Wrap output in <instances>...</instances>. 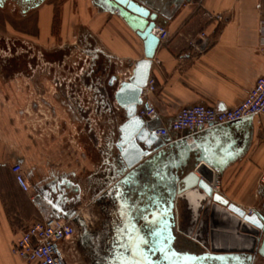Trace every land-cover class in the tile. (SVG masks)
<instances>
[{"label": "crops", "instance_id": "0c3cea01", "mask_svg": "<svg viewBox=\"0 0 264 264\" xmlns=\"http://www.w3.org/2000/svg\"><path fill=\"white\" fill-rule=\"evenodd\" d=\"M55 1L37 8L35 20L40 44L66 48L58 58L61 65L74 49L88 62L87 78L98 63L107 77H123L129 64L142 58L141 41L116 14L103 8V0ZM56 8L60 12L54 23ZM172 11L170 19L158 26L165 28L169 37L160 41L155 51L149 77L155 90L145 93L144 100L154 110L145 120L157 130L168 127L185 107L234 108L256 79L264 76L260 52L264 0H183L178 8L170 0L165 12ZM206 14L221 15L222 21L208 20ZM54 26L58 28L55 32ZM201 32L210 44L203 52H195L190 42H198ZM65 93L47 101L44 108L50 122L45 131L18 126L8 111H0V264H29L12 253V246L21 231L34 222L50 218L75 222L73 215L86 225L91 218L103 222L118 199L124 203L117 194L111 195L112 184L118 179L117 167L105 144V130L95 125L101 119L98 99L86 98L89 123H94L85 126L74 116L77 107H86L85 100ZM76 101L79 106L73 109ZM244 129L251 135L237 159L224 166L215 190L246 211L264 214V117L252 118L251 127ZM205 132L189 138L185 132H169L165 139L190 142ZM92 137L97 139L96 145ZM14 164L23 168L29 187L26 192L14 181L10 170ZM256 264H264V260Z\"/></svg>", "mask_w": 264, "mask_h": 264}, {"label": "water", "instance_id": "95a60500", "mask_svg": "<svg viewBox=\"0 0 264 264\" xmlns=\"http://www.w3.org/2000/svg\"><path fill=\"white\" fill-rule=\"evenodd\" d=\"M169 1L103 0V8L116 14L142 43V58L129 64L125 76L114 75L110 81V97L122 116L115 143L121 170L114 186L122 206L138 214L146 211L149 223L155 208L170 210V264H256L264 260V214L248 213L214 189L224 166L245 147L251 132L244 126L251 127L252 117L209 129L190 142H170L157 137L156 127L138 115L139 109H149L144 89L160 44L156 29L176 10L165 12ZM173 1L178 8L183 0ZM137 226L134 223L140 240L136 245L144 256V247L151 251V240Z\"/></svg>", "mask_w": 264, "mask_h": 264}, {"label": "rangeland", "instance_id": "374dc122", "mask_svg": "<svg viewBox=\"0 0 264 264\" xmlns=\"http://www.w3.org/2000/svg\"><path fill=\"white\" fill-rule=\"evenodd\" d=\"M51 1L57 3L55 0ZM36 12L37 9L23 15L10 2L0 7V111H8L10 119L16 121L18 126L45 131L43 128L50 122V116L44 107L50 97H64L68 91L71 97H79L83 101L91 97L93 92L90 93L86 87L88 79L85 69L88 62L80 53L76 55L73 49L66 63L61 65L58 58H61L60 54L66 48H50L39 43ZM59 12L56 8L54 23H57ZM57 29L54 26L53 32ZM44 56L47 57L46 60ZM18 61L22 66L16 63ZM110 92L109 90V94ZM31 102L38 106L36 113L29 112ZM74 149H77L75 145ZM73 248H80L74 240L64 244L62 254L66 255L69 264H79L81 259H78L77 254L74 255ZM85 252L86 249L81 248L79 256L82 257Z\"/></svg>", "mask_w": 264, "mask_h": 264}, {"label": "flooded vegetation", "instance_id": "af4514ba", "mask_svg": "<svg viewBox=\"0 0 264 264\" xmlns=\"http://www.w3.org/2000/svg\"><path fill=\"white\" fill-rule=\"evenodd\" d=\"M1 1L2 7L8 2L13 3L24 15L27 12L36 10L48 0ZM45 58L47 57L44 56V60H46ZM16 63L22 66L19 61ZM11 68H13V66ZM89 74L87 79L90 84L88 86L93 90L91 97H96L98 99V107L101 110V119H99L95 125L105 130V144L106 147L109 146V154H111L112 160L115 162V166L117 167L116 172L119 176L121 169L120 166H118V154L115 149V143L118 138L117 128L119 122H121L122 116L116 112L112 97H110L109 94L111 77L105 75L104 67L99 63L94 65ZM76 98L78 97H75V99ZM84 100L83 103H86L88 106L80 107L78 101H76L75 106H72V108L74 109L79 106L75 109L77 115L74 116L78 117V121L88 126L90 125L89 102L87 99ZM36 107H38L37 104L31 102L29 112L36 113L38 111ZM76 112L74 114H76ZM91 142L96 145L97 139L92 137ZM116 188L117 186L112 184V197L118 194ZM169 188L170 187H166V192H168V194L170 192ZM155 193L160 196L163 195L164 199L167 198V194L163 193L161 189H156ZM118 202L116 207H111V209L105 213L103 222L91 220V218L88 225H86L85 220L81 217L75 215L71 217L76 223L77 230L74 241L80 245L79 250L81 248L82 250L86 249V252L80 257L79 250L73 248L75 251L74 255L77 254L78 259H81L79 264H170V210L168 208L164 210L155 208L153 210V218L149 216V219H152L149 223L145 221L144 215L146 211L138 214L132 209H124L121 206L122 201L120 199H118ZM162 211H164L163 214ZM135 215L137 217H135ZM137 219H144V221H138ZM134 223L136 226L138 225L137 227L140 229L141 233L143 232L144 235L148 234L150 236L151 251H149L150 247H144L146 252H148V254L144 252V256L139 254L140 252L138 249L140 248L136 245L140 244V240L138 234L135 232ZM142 244L145 246V243ZM172 247L178 251L175 242L172 244ZM145 254L149 257L145 258ZM65 261L69 264L66 255Z\"/></svg>", "mask_w": 264, "mask_h": 264}, {"label": "built area", "instance_id": "2783aa9c", "mask_svg": "<svg viewBox=\"0 0 264 264\" xmlns=\"http://www.w3.org/2000/svg\"><path fill=\"white\" fill-rule=\"evenodd\" d=\"M205 16L208 20L222 21L221 15L206 14ZM156 35L161 42H166L169 37L168 31L160 27L156 29ZM197 38L198 42L192 40L190 46L195 52H203L210 44V40L204 32L199 33ZM260 52L264 57V39ZM154 90L155 83L149 79L144 91L150 93ZM153 114V109L138 110V115L142 118ZM260 116L264 117V76L256 79L245 99L234 108L217 111L204 105L185 107L176 113L168 127L160 128L155 133L157 137L162 138L168 136L169 132H185L186 138H189L240 119ZM10 170L19 189L23 192L28 191L29 187L22 166L14 164ZM261 182L264 185V175ZM76 233V226L70 220L50 218L34 222L21 231L19 238L12 246V253L29 264H67L62 254L63 246L72 243Z\"/></svg>", "mask_w": 264, "mask_h": 264}, {"label": "bare ground", "instance_id": "6f19581e", "mask_svg": "<svg viewBox=\"0 0 264 264\" xmlns=\"http://www.w3.org/2000/svg\"><path fill=\"white\" fill-rule=\"evenodd\" d=\"M193 195H194V193H190V194H188V197H189V199H193V200H192V203H194V205H195V204L198 205V199H197V200H194L195 197L193 198Z\"/></svg>", "mask_w": 264, "mask_h": 264}]
</instances>
